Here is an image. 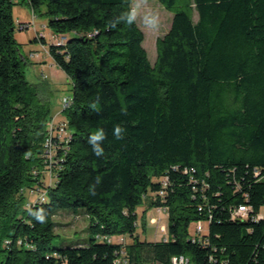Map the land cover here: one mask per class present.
Segmentation results:
<instances>
[{"label": "trees", "instance_id": "trees-1", "mask_svg": "<svg viewBox=\"0 0 264 264\" xmlns=\"http://www.w3.org/2000/svg\"><path fill=\"white\" fill-rule=\"evenodd\" d=\"M159 1L173 18L154 63L138 24L112 27L131 0L18 1L67 35L47 47L72 86L67 147L48 165L40 154L51 105L23 68L17 2L0 0V264H171L181 255L189 264H264V218H254L264 206V0ZM99 129L97 157L88 139ZM146 199L167 207L165 239L137 233ZM241 204L251 212L234 219ZM29 207L43 209L45 222ZM59 209L87 216V244H52ZM199 220L208 231L194 239ZM119 235L125 244L105 239Z\"/></svg>", "mask_w": 264, "mask_h": 264}, {"label": "rangeland", "instance_id": "rangeland-1", "mask_svg": "<svg viewBox=\"0 0 264 264\" xmlns=\"http://www.w3.org/2000/svg\"><path fill=\"white\" fill-rule=\"evenodd\" d=\"M151 8L156 10L160 15V29L158 32L152 33L141 27L144 32L145 39L143 45L146 48L152 63L155 62L157 55L156 42L158 37L163 36L171 27L173 13L166 9L159 0H149ZM194 19H197V13L194 11ZM32 14L31 8L24 2L14 4V18L16 21L15 36L20 43V58L23 61L25 74L30 82L35 84L39 90H42L44 96L49 100L51 105V115L61 113L58 118L64 117L62 106V98L64 95L72 94V86L70 79L63 71H57L55 67H51L48 54L47 62H38V57L33 54V50H41L34 37L38 32L44 34L47 39V47L49 41L52 40V31L46 25L44 17L37 16L35 25L28 28H20L18 22H29ZM41 48V49H40ZM45 140V138H44ZM44 145V141H43ZM42 160L45 161L44 151H41ZM42 176L48 180L49 171L43 170ZM41 176V178H42ZM27 198L34 199L35 196L31 192L26 191ZM43 199V197H41ZM264 213V206L261 208ZM138 228L137 233L141 239L149 241L156 239H165L169 236V217L168 212L158 211V206L150 203V199H146L142 205L137 207ZM56 222L55 233L52 244L54 246H67L76 244H87L89 242L90 232L88 230V218L83 212H77L71 209H59L54 215ZM196 224L191 226L192 234L195 235ZM208 231V223H204V231ZM190 264H194L191 262Z\"/></svg>", "mask_w": 264, "mask_h": 264}, {"label": "built area", "instance_id": "built-area-1", "mask_svg": "<svg viewBox=\"0 0 264 264\" xmlns=\"http://www.w3.org/2000/svg\"><path fill=\"white\" fill-rule=\"evenodd\" d=\"M19 0H16V2H18ZM37 17V15H32L31 19L29 22H18V26L20 28H28L30 26H34L35 25V18ZM39 36H42V33H38ZM89 35H92V33H89ZM65 39H67V35L66 36H55L52 35V42L55 43L56 45H63L65 44ZM72 101H69V95H64L62 98V106H63V110L67 107H69V103H71ZM61 113L57 114V115H52L48 122H47V133L45 136V140H44V145H43V151H44V155H45V162L49 163L48 165H50L53 162L57 161V154L59 152L60 149L62 148H66V134H68V123H66V119L62 118H58V116ZM57 139V140H54ZM49 169L47 171H49V178L48 180H46L44 177L42 176L41 181L46 185L49 186L52 182V169L51 166H48ZM164 183H167V179H165L163 181ZM161 194H163V190L161 191ZM45 196V193L41 194L40 196H38L36 198L40 199V197ZM201 208V207H200ZM158 211L162 212V211H166L167 212V207L166 206H158ZM251 212V206L247 205V204H241L238 207H235L232 209V216H234V219H239V216H249ZM255 219H261L264 218V213H258L257 215H254ZM195 230L197 231V233L193 236L194 239L201 237V234L204 231V223L199 220L196 223L195 226ZM99 236V235H97ZM105 239H107L108 241H116L118 243L121 244H125L126 243V238L124 235H119L117 237H112V236H106ZM181 257H172L171 260V264H189V258L188 257H183V261H181L180 259ZM117 263H123V264H128L127 259L126 258H122L119 257L117 259Z\"/></svg>", "mask_w": 264, "mask_h": 264}, {"label": "clouds", "instance_id": "clouds-1", "mask_svg": "<svg viewBox=\"0 0 264 264\" xmlns=\"http://www.w3.org/2000/svg\"><path fill=\"white\" fill-rule=\"evenodd\" d=\"M123 22L126 26H132L138 24L143 29L155 33L160 29L161 21L159 13L150 7L149 0H131L128 10L123 12L118 19L112 24L115 28L117 23ZM99 97H97V101ZM93 109L96 108V103L91 105ZM125 129L120 125H115L113 129V135L117 140L123 139ZM106 139V134L103 129H99L90 135L88 143L92 146L93 153L100 157L104 154V149L101 146L102 142ZM98 182V181H97ZM29 214L32 215L35 220L40 223L45 222L46 213L43 209L35 210L31 207L28 209ZM183 261V257L180 258Z\"/></svg>", "mask_w": 264, "mask_h": 264}, {"label": "crops", "instance_id": "crops-1", "mask_svg": "<svg viewBox=\"0 0 264 264\" xmlns=\"http://www.w3.org/2000/svg\"><path fill=\"white\" fill-rule=\"evenodd\" d=\"M32 14H33V11H32ZM38 33H41V32H38ZM38 33H37V34H38ZM37 34H36V36L34 37V39L37 37ZM43 35H44V34H43ZM53 35L57 36V34H53ZM35 41H36L38 44L41 45V47H42V52H41V50H33V54H32V55H36V56L38 57L37 61H38V62H42V63H44V62L46 63L47 60H48V57H49L50 62H49L48 64H50L51 67H55L57 71H60L61 69L58 68V66H56V65L54 64V61H53V59H52V57H51V55H50V53H49V51H48L47 45L44 44V43H42L41 41H37V40H35ZM40 49H41V48H40ZM46 53L48 54V57L45 56ZM61 71H62V70H61Z\"/></svg>", "mask_w": 264, "mask_h": 264}, {"label": "bare ground", "instance_id": "bare-ground-1", "mask_svg": "<svg viewBox=\"0 0 264 264\" xmlns=\"http://www.w3.org/2000/svg\"><path fill=\"white\" fill-rule=\"evenodd\" d=\"M34 14V13H33ZM35 15V14H34ZM57 36H66V35H64V34H57ZM67 39H65V41H66ZM69 101H71V95H69ZM69 105H70V103H69ZM66 123H68L67 122V120H66ZM69 134H70V132H69V130H68V134H66V138H68L69 137ZM44 197V196H43ZM244 216H239V218H243ZM175 257H185V256H183V255H181V256H175Z\"/></svg>", "mask_w": 264, "mask_h": 264}]
</instances>
